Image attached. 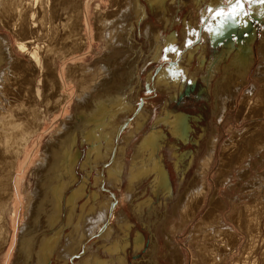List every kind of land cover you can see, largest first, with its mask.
<instances>
[{
  "label": "bare ground",
  "instance_id": "1",
  "mask_svg": "<svg viewBox=\"0 0 264 264\" xmlns=\"http://www.w3.org/2000/svg\"><path fill=\"white\" fill-rule=\"evenodd\" d=\"M122 1L117 2L118 5L116 6L117 8L122 7L123 10L118 14V18L112 20L106 17H98L96 26L99 30H97L100 34L104 33L102 37L106 40L107 46L116 47V50L122 47L125 48L127 44L130 46L140 45V47L141 45L142 47L146 45L148 50L150 49L151 60L157 62L156 64L158 65L147 73L146 83L148 84H145V90L147 91L165 94L174 91V98L178 100L177 93L180 92L182 87L183 89L185 88V84H188L190 79H196V75L198 77L200 70L204 68L203 55L207 52V46L203 44L204 41L206 40L207 44H210L214 49H217L219 45L222 47L221 51L218 52L217 50L214 53V60L212 59L213 61L210 63V70L204 76V82L208 85V81L215 78L216 74H221L220 79H218V86L212 91L215 98L216 121L218 122L222 119L223 114L234 104L239 88L247 84L246 77L251 72V66L254 64V46L257 40V28L254 27L255 21L262 24L264 29V8L259 13L253 7L250 9L249 15L245 14L244 0H241L243 4L241 14L234 19L225 20L222 26L220 25L222 18L213 17L216 11L226 8V6L224 7L226 0H211L209 10L211 9L213 14L211 16L203 15L199 18L200 20H197L198 17L196 12H194L195 10L190 11V18L194 21V25L184 28L186 33H183V31L181 33H183V37H186L191 32V37L189 40L183 41L185 42L181 46L183 48H179L177 50L178 53L176 54L175 52L174 56L171 55V52H166L165 61L167 62V68H165L164 64L159 62L162 59L160 57L161 46L159 44L162 28H154L151 18L153 17L157 24L162 25L163 29L173 28L177 12L184 6L182 2L184 0ZM193 1L197 3L198 0ZM75 2L69 3L68 0H0V25L8 27L19 37L14 46L15 50L19 54L28 57L30 64H32L31 66L36 69L39 75L40 72L45 71L43 90H41L40 86L33 88L29 84L30 82H27L29 78H26V83L33 88L30 91L31 96L28 95L30 100L23 101L26 99L23 98V100L20 101L19 99L18 101L14 97L13 91L18 88V84L14 85V75L20 72V69H26L27 65L14 55L7 39L0 34V253L6 246L13 244L16 258L13 264H52L54 257L57 260H61L63 264H128L126 251L129 246L131 247L130 240L125 238L122 241L117 236V239L109 247H103L107 253L109 252L113 255L112 259L106 260L100 259L95 254V251L89 253L91 245H87V243L91 239H108L111 234H114L115 228H118L119 232L125 233L126 237L130 236L132 232L130 218L126 215L124 209L121 208L120 196L117 197V194H112L110 189L122 190V186L125 184L123 175L127 169L126 155L127 150L130 149L128 147L143 132L147 123L152 119L151 106L141 99L140 93L143 85H141L139 80L137 63L131 65L133 66L132 68L128 67L127 72L126 65L120 68L117 66L116 68L117 64L115 63L116 65L113 68L114 61L112 63H103L100 65V69L92 70L97 75V79H92V83L89 81L91 78L87 76L91 70H86L88 71L86 75L83 74L85 71L81 68L83 73H79L81 75L80 79L86 75L90 85L88 83L86 84L89 87L84 85V83L80 85L82 87L76 97L77 114L68 117V121L62 123V127L57 130L55 136H52L45 145L36 167L29 174L31 187L29 189L25 188L26 192L23 190L27 199L26 205L23 207L21 203L22 189H20V185L23 182L22 178L26 167L21 169L24 161H19V158L22 155L25 158L27 153L25 146L29 138L39 130L46 114L55 110L58 104L57 102L54 103V101L58 95V87L60 88L62 85H59L58 81L60 79L55 76L56 69L53 67L56 62L55 56L58 54L59 58H63L64 55H70L74 51H81L85 45V39L79 30V25L81 20L84 21L87 5H84L81 0H75ZM76 4L78 5L77 8ZM227 4L228 6L230 5L229 3ZM195 14L196 17L194 18ZM9 16L11 22L6 19ZM118 19L121 21L119 20V22ZM119 28L120 30L122 28L125 30H122L121 33ZM116 34L117 37L115 36ZM209 34L211 35L210 39ZM261 37V49L259 48L258 51L264 52V36ZM138 38H141L143 43L141 41V43L138 42ZM61 40L62 43H60ZM175 40L174 34L169 35L163 40V49L172 48ZM188 42L193 46L186 45ZM59 50H62L63 56L58 53ZM199 50L201 51L198 56L199 65L193 69L195 55ZM125 52L128 53V51ZM144 53L145 50L143 48H138L132 55L139 61L142 56L144 57ZM169 58L171 63H169ZM104 60H107V57ZM125 63L127 64V62ZM74 71L79 72L78 70ZM74 71L71 70L69 74L71 75ZM22 78L20 81H22ZM75 78L78 79V76L76 75ZM87 79L84 80L87 81ZM37 83H41V79H37ZM23 87H25V84ZM207 87L204 92H207L209 88ZM23 90L24 92L29 91L24 88ZM254 90L255 86H251L248 93L245 92L247 93V98L242 101L244 106L250 105L249 98L253 95ZM18 92L20 91L16 93L18 94ZM10 98L12 102L9 101ZM191 120L196 121L198 119L182 112L174 113L167 108H163L157 119L154 120L150 133L141 138L133 147V154L129 161L130 166L125 176L127 186L123 193L125 202L129 204V210L140 220L145 212L150 215L155 210L153 201L149 198L144 199L142 202H137L144 195V193H140L139 187H137L140 183L151 179V188L156 195L160 191L159 195H169L171 197L173 189L169 173L165 168L161 155L165 140L168 138L164 135V131L158 128H166L173 139H180L183 143H187L190 137L191 128L189 122ZM215 136L214 131V136L208 142L207 161L215 156L217 145ZM84 145L88 147V151L85 153V160L80 164L79 169L85 172V177L80 179L77 175L76 166L83 156L81 155L80 146ZM263 148L264 141L263 143L254 141V147L249 150L250 159L253 157L258 162L262 161ZM172 156H176V154L173 153ZM181 158L179 157L178 161L174 162L177 170L179 169ZM208 164L206 160H202V170L199 173L203 175L208 168ZM15 165H17V170H23L21 176H19L17 171L14 175L12 174ZM248 165L254 164L250 161ZM93 170L97 171V176L93 178L94 182L92 183L96 190L92 193L90 191L87 193L88 176ZM182 171L184 170L182 169ZM247 174V171H244L238 176L242 179ZM75 184H79V186L73 187ZM255 184L264 190L263 174L260 180L255 181L253 185ZM204 188L203 184H196L190 193L186 191V194L179 198L175 211L176 215L181 219H179L181 221L180 224H184L191 218L190 215L199 206L197 204L200 197H203ZM256 188L258 191V187ZM82 200L84 202L80 204ZM258 203L259 205L255 204L254 206L262 210L264 205L260 204V200ZM10 205H12L11 209ZM118 206L121 208L119 213L116 212V207ZM245 208H248V206ZM247 211H249V208ZM8 213L12 215L9 219L12 231L8 227ZM248 213L250 214V212ZM255 214L258 215L256 211ZM254 216L251 215L250 219L251 217L255 218ZM22 218H25L26 222L22 226H16L17 222H20ZM211 219L217 218L214 215V211L209 210L206 222L200 221L202 224L200 226L197 224L198 227L203 228L201 225H205ZM255 219L254 221H256ZM114 221L115 223L112 224ZM258 222L259 220L257 223L253 222V226L255 227ZM141 223L143 228L149 230L150 233L152 232L151 223L146 224L143 221ZM249 223H247V226H249ZM244 225L246 227V223ZM242 226L239 227L241 228ZM210 227L209 225L207 229ZM200 228L198 231H201ZM247 228L250 229V226ZM225 229L223 234H226L227 231L229 237L230 235L235 236L231 228L225 227ZM215 230L218 231V229ZM203 231H201L202 236L208 235V233L204 234L206 230ZM219 231L221 230L219 229ZM254 233L252 232V236ZM259 233L260 231L258 235ZM150 236L152 245L148 251L147 258H143L137 264H157L153 257L157 255L158 242L154 234ZM165 236L166 245L169 247L171 236L168 233ZM252 236L250 235V237ZM254 236L256 237L257 235L254 234ZM216 237L220 238L218 235ZM144 238L143 234L137 233L134 239L135 253L143 248ZM252 238L250 241H253ZM227 244H230V242L225 243L226 246ZM100 248L98 246L97 250ZM176 249L174 248V250ZM216 251L214 252L216 253ZM215 255L218 258L217 254ZM164 258H167L169 262L174 263L175 261L177 264H181L182 260L177 254L174 256V261L170 255H164ZM208 260L212 261V264L217 261L213 255H210Z\"/></svg>",
  "mask_w": 264,
  "mask_h": 264
},
{
  "label": "rangeland",
  "instance_id": "2",
  "mask_svg": "<svg viewBox=\"0 0 264 264\" xmlns=\"http://www.w3.org/2000/svg\"><path fill=\"white\" fill-rule=\"evenodd\" d=\"M81 1H83L84 5H87L86 6L87 12L84 16V21L81 20L80 25H79V30L85 39L84 40L85 45L81 51H74L73 53H70V55H64L62 50H59L58 53L61 56L64 55L63 58H59L58 54L55 56L56 62L53 65L54 69H56L55 76L58 77L61 81V82L58 81L59 85H62L60 86V88L58 87V95L54 101V103L57 102L58 104L56 105L55 110H52L51 112L46 114L44 121L42 125L40 126L39 130L29 138L25 146L26 151H27V153L25 154V158L23 155L19 158V161H22V160L24 161L21 169H24L26 167V170L24 169L25 173L22 178L23 182L20 185V189H22V194H23V195L21 194L22 206L24 207L27 201L26 196L23 193V190L24 192H26L27 190L25 191V188L29 189L31 187L30 182H29L30 181L29 174L36 167V163L40 159L45 145L49 142L52 136H55L57 130L60 127H62V123H64L65 121H68L67 120L68 117H71L77 114L78 110H77L76 97L78 96L77 94L79 93L80 88L82 87L80 85H83V83L86 86L88 84L90 85V83H92L93 80L97 79L96 78L97 75L94 74V71L92 70L100 69L101 67L100 65H102L103 63H108V62L112 63L114 61L113 62L114 65H112L113 68L115 67L116 64H117L116 68L117 66L120 68L126 65V72H127L128 67L132 68L133 66L131 65H133L134 63H137V67L139 68V73H138L139 80L141 81V85H143V89L140 93V95L142 96L141 99L143 102L148 103L151 106L152 119H150V121L147 123V126L143 130V132H141L137 136V138L133 140V142L128 147L130 149L127 150V155H126V168L127 169L125 170L124 175H123L125 184H123L122 190L117 191V190L109 188L112 194H117V197L120 196L121 203H122L121 208L124 209V212L130 218L132 232L130 236L126 237L125 233H123L121 230H120L121 232H119V229L115 228L114 234H111L108 239H105V238H104L105 240L91 239L87 243V245H91L89 253H92V251H95V254H97V256L102 260L112 259L113 255H111L109 252L107 253V251H105L103 247H106V246L109 247L114 242V240L117 239V236H118L122 241H124L125 238L126 240L131 241V247L129 246L126 251L127 263L137 264V262H139L143 258L144 259L147 258L148 251L152 245V240H151L150 235L154 234L158 242V249L156 253L157 255H155L153 259L155 258L154 260L157 262V264H177L174 261V256L176 254L182 259L181 264H210L212 262L208 260L210 255H213V257L216 258L217 260L215 262L216 264H221V263L222 264H236V263L237 264H264V206L262 210L261 209L259 210V208L257 209L254 206L255 204L259 205L258 203L259 200H260V204L264 205V190L263 188H260L259 185L257 186V184H255L256 186L253 185L255 181L260 180L262 174L264 175V148L262 149L263 158H262V161L260 162H258L253 157L250 159V154H249L250 153L249 150H252V148L254 147V141L261 142V143H263L264 141V93H263L264 92V73H263L264 71V52L261 50L260 52L258 51L259 48L261 49V43H262L261 36H264V29L262 28L263 27L262 24H259L257 21H255L254 27L257 28L256 29L257 30L256 31L257 40L255 41V46H254V53H255L254 54V64L253 66H251L252 68L250 69L251 72H249L248 76L246 77L247 84L244 87L239 88L237 96L234 99L235 100L234 104L232 105V107L227 109V111L223 114L222 119H220L217 122L216 121L217 116H216V111H215V98H214V95H213L214 93L212 90H214V88L218 86V79H220L221 74H216L215 78L208 81V85L204 82V76L206 72L210 70V63L211 61L214 60L213 58L214 53L217 52V50L218 52L221 51L222 47H220V45L218 46L217 49H214L210 44H207L206 40L204 41L203 44L207 46V52L204 53L203 55L204 56L203 58L204 68L200 70L198 77L196 75L195 77L196 79L194 78L190 79V81L188 82L189 85L187 83L185 84L186 89L185 88L183 89L182 87L183 90L181 89L180 92L177 93L178 100L174 98L175 97L174 91H171L168 94L147 91L145 90V87H146L145 84L146 85L148 84L146 83L147 73L152 71L158 65L156 64L157 62H154L153 60H151L152 58L149 55L150 49L148 50V47L146 45H144L143 47L142 45L141 47L140 45L139 46L134 45L135 46L134 47L128 44L127 46L125 44L126 45L125 48L122 47L119 50H116V47L114 48V47L107 46L106 40L102 37L104 33H101L102 34L101 35L98 31L99 29L96 26L97 21L100 17H106L112 20H115L116 18H118V14L120 13V11H123L122 7L121 8L116 7L118 3L120 2V0L119 1L118 0H81ZM210 1L211 0H198L197 3H194L193 0L182 1L184 6L180 8L177 12L176 22H175L174 27L168 28L167 30L163 29L162 25L157 24V22L155 21V19H153V17L151 18L152 19L151 22L153 23L154 28H157V29L162 28L161 29L162 31L161 39L159 43L161 46L160 57L162 59L160 58L161 61L159 62L164 64L165 68H167V62L165 61V57H167L168 52L166 53L163 51L164 50L163 40L166 39L169 35L174 34L176 37V40L172 48H175L177 50H179V48L180 49L183 48L181 47L185 44V42L183 41L190 39L191 32L188 34L189 38L188 36L183 37L182 34L186 33V30H185L186 27H190L191 25H194V21L190 18V11L195 10L194 12H196L197 17H198L197 20H200L199 18L203 15L211 16L213 12L209 11ZM252 1L244 0V5H245L244 10L246 14L248 15L250 13V9H252L253 7H254V10H256L259 13L261 9L264 8V3L259 2V0H252ZM68 2L76 3L75 0H68ZM122 2H124V0ZM77 6L78 5L76 4V8ZM225 6H226L225 9L221 8L219 9V11L223 10L227 12L230 8V5L228 6V4L225 2L224 7ZM196 14L193 16L194 18L196 17ZM6 19L7 20L9 19L8 20L9 22L10 16L6 17ZM119 20L120 19H118V21ZM122 30L124 31L125 29L122 28ZM122 30H120L119 28V31L121 33H122ZM181 31H183V33H181ZM0 34L7 39V42L10 45L8 46L11 47L12 51L14 52V55L17 58H20V60H22L21 62L26 63L25 65H27L26 69H20V72L22 75L19 74L20 72H17L16 73L17 75L16 74L14 75L15 77L14 85L18 84L17 85L18 88H15V90H13L14 97L18 99V101L19 99L20 101L23 100V98H26L23 101L30 100V97H29L31 96L30 91H32L34 87L40 86L41 90H43L45 71L40 72V75H39V73L36 72V69L35 68L33 69V67L31 66L32 64H30L31 62H29L28 57L26 55L19 54L15 50L14 46L19 37L16 34H14L8 27H3L2 25H0ZM115 36L117 37V34ZM210 36L211 35L209 34V39H210ZM140 41L143 43V40L141 38H138V42ZM60 43H62V40ZM186 45L190 46L192 44H189L188 42ZM138 48H143V50H145V53H146V54L144 53V57L142 56V58L139 61L136 60L134 55H132V53L138 50ZM125 51H128V53ZM177 53L178 51H176V54ZM200 53L201 51L199 50L198 53L195 55L193 69L195 67H198L199 65L198 56ZM171 55L174 56L175 52L174 53L171 52ZM106 57H107V60H104V58ZM125 62H127V64ZM169 63H171L170 58H169ZM81 68L85 71L84 73ZM21 70H25V71L22 72ZM71 70L73 71L78 70L79 72L74 71V73L72 72L70 75L69 73ZM86 70H91L92 72L90 71L87 75L88 71ZM29 72H31L32 74ZM81 72L83 74H86L89 78H91V80L89 79V81H91L90 83L86 75L85 77H82V79H80L81 75L79 73ZM29 75H31L32 77ZM76 75L78 76V79L75 78ZM18 76L21 78L23 77L22 81H20L21 78H19ZM26 78L31 79V80L28 79L27 82L28 83L30 82L29 84H31L33 88L28 83H26V80H27ZM37 79H41V83H37ZM84 79L85 80L87 79V81H85ZM24 84H25V87H23ZM251 86H255V90H254L253 95H251L249 98L250 105L244 106L243 105L244 103L242 101H244L247 98L246 95L249 89L251 88ZM19 87L22 89L19 90L20 89ZM206 87L208 88L207 92H204ZM23 88L25 90L28 89L29 91L24 92ZM17 91H20L18 92V94L20 95L19 97H18V94L16 93ZM9 101L12 102V99L10 98ZM163 108H167L169 111L174 112V113H178V112L185 113L191 117L197 118L198 120L196 121L191 120L189 122V126L191 129H190L189 141L187 143L185 142L183 143V141H181L180 139H177V140L173 139L169 135L168 130L166 128L164 127L158 128L164 131L163 132L164 135H166L168 138L165 140L161 155L164 160L163 162L165 164V168L167 169L169 173L173 189L171 192V197H169V195H166V196H163L162 194L159 195L160 191H158L157 193L158 195H156L152 191V188H151L152 186L150 184L152 181L151 179L144 180L142 183H140L139 186L137 187H139L140 193L141 194L144 193V195L141 199L137 200V202H142L144 199L149 198L151 201H153L154 209H155L154 210L155 212L153 211L154 213L152 212L150 215L147 212H145L144 216H142L143 219L141 218L140 220V218L133 215L132 211L129 210V204H127L124 200L123 192L125 191V187L127 186V182H126L127 180L125 176L127 175L128 169L130 166L129 161H130V157L133 154V147L137 144V142L141 138H143L145 135H148L150 133L149 131H151L153 127L154 120L157 119V116L161 113ZM214 131L216 135L215 137H216V144H217L215 156H213L212 158H210L209 161H207L208 157L206 156V153H207L208 142L214 136ZM227 148L229 149L227 150ZM80 150H81V155L83 156L76 167H77V175L78 177H80V179H82L83 177H85V172L81 171L79 168H80V164H82L83 160H85V155H86L85 153L88 151V147L86 145L80 146ZM173 153H175L176 156H172ZM226 154L227 155L229 154L228 157ZM179 157H182V158H181V163L179 165V169L177 170L175 169L174 162L178 161ZM202 160L203 161L206 160V163H209L208 168L206 169V172L203 173V175L199 173L200 170H202V167H201ZM28 161L30 162L27 164ZM250 161L254 165L247 166V164L250 163ZM182 169L184 171H182ZM16 171L18 172L19 176H21L23 173L22 172L23 170H17V165L13 167L12 174L14 175ZM244 171H247L248 173L246 177L242 179L239 178L238 175ZM96 174H97V171L93 170L91 174H89L88 176L87 189H86L87 193L89 191L92 193L96 190V188L94 189L92 185V183L94 182L93 178L97 176ZM189 183L191 184V186ZM196 184L198 185L203 184V187H205L203 190L204 198L200 197L199 203L197 204L199 206H197L196 209L194 210L193 212L194 214L192 213L190 215L191 218H189V220L184 222V224H180L181 219L179 218V216L176 215V211H175L176 203L177 201H179V198L181 196L186 194V191L190 193L193 190V186ZM76 186H79V184L78 185L75 184L73 187H76ZM256 187H258V191ZM262 193H263V196H262ZM83 202L84 200H82L80 204H83ZM247 206L249 208V211H247L248 208H245ZM11 208H12V205H10V209ZM121 208L120 206L116 207V212L119 213L121 211ZM209 210L214 211V215H216L217 219H211V221L214 220L213 222L208 220L210 222L207 221L208 224L206 223L205 225L204 224L201 225L203 226V228L201 227L202 228L201 229L200 227H198V225L200 226V224H202L200 223V221H204V223L206 222V217H207V213ZM255 211L260 216V219H259V216L255 214ZM248 212H250V214ZM259 212H263V213L259 214ZM246 214H249V215H246ZM251 215L254 216L256 219L253 217H251L250 219ZM11 216L12 215L8 213V216H7V219L9 222L8 227L12 231V226L10 225L11 221L9 220ZM256 216L258 217V219ZM254 219L256 221H254ZM258 220L259 222L258 224H256V226L258 225L257 227L259 229L256 226L255 227L253 226V222L257 223ZM142 221L145 222L146 224L151 223V231H152L151 233L149 230L143 228L142 223H141ZM25 222H26L25 218H22L20 222H17L16 226L18 225L22 226ZM114 223L115 221L112 222V224ZM245 223H246V227L244 225ZM247 223H249L248 225L250 226V229L247 228L249 227L247 226ZM209 225L211 227L207 229ZM239 226H242V227L240 228ZM252 226L254 227V229ZM225 227L231 228L232 231L235 233V236L233 237L230 235L231 237L230 238L229 234H227V231H226V234L225 233L223 234V231L225 232L226 230ZM199 228L201 231H203V229L206 230V231L204 230L205 232L203 231L204 234L208 233V235H211L209 237L207 234L205 235L209 239L206 238L204 235L203 236L201 235L202 232L198 231ZM215 229H218V231L220 229L221 231L218 232ZM259 231L260 233L258 235ZM252 232L253 233L255 232L254 234L257 235L258 237L257 236L255 237L254 234L252 236ZM137 233L143 234V236L145 237L144 238L145 241H143V248L140 251H137V253H135L134 239L136 238ZM166 233L170 234L171 236L172 243L171 242L169 243V247L166 245V242H165ZM216 233H218L217 235L224 240L222 241V239L217 238ZM220 234L222 235V237ZM197 235L199 236L201 235V236L199 237ZM250 235L254 238L250 237ZM251 238L253 241H250ZM236 239H237V242H236ZM228 241L230 242V244H227L226 246L225 243H229ZM219 242H221V244H219ZM98 246L101 248L97 250ZM232 246L234 248H230ZM174 248H177V249L174 250ZM210 249H212L211 250L212 252L210 251ZM14 251L15 249H14L13 244H11L10 246L9 245L6 246L5 249L0 253V264L15 263L16 258H15ZM214 251H216V253ZM215 254H217L218 258L215 257L216 256ZM164 255L165 256L170 255L174 263L169 262L167 258H164ZM52 264H63V262H61V260H57L56 257H54L52 259Z\"/></svg>",
  "mask_w": 264,
  "mask_h": 264
},
{
  "label": "snow or ice",
  "instance_id": "3",
  "mask_svg": "<svg viewBox=\"0 0 264 264\" xmlns=\"http://www.w3.org/2000/svg\"><path fill=\"white\" fill-rule=\"evenodd\" d=\"M227 3L230 4V8L227 12L220 10L215 12V17H221L220 25L222 26L227 19H234L236 16L240 15L243 11V4L241 0H226ZM259 2L264 3V0H259ZM211 11V9L209 10ZM246 14V13H245ZM164 52H176L177 49L175 48H165ZM166 59V57H165Z\"/></svg>",
  "mask_w": 264,
  "mask_h": 264
}]
</instances>
